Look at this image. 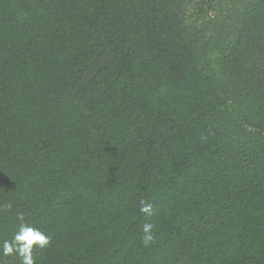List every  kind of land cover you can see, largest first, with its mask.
<instances>
[{
	"label": "trees",
	"instance_id": "obj_1",
	"mask_svg": "<svg viewBox=\"0 0 264 264\" xmlns=\"http://www.w3.org/2000/svg\"><path fill=\"white\" fill-rule=\"evenodd\" d=\"M8 203L36 264H264V0H0Z\"/></svg>",
	"mask_w": 264,
	"mask_h": 264
},
{
	"label": "clouds",
	"instance_id": "obj_2",
	"mask_svg": "<svg viewBox=\"0 0 264 264\" xmlns=\"http://www.w3.org/2000/svg\"><path fill=\"white\" fill-rule=\"evenodd\" d=\"M11 208L12 204L8 203L0 210ZM139 211L151 216L153 213L152 204L141 200ZM16 218L19 223L12 238L0 241V257L18 258L19 264H36L34 249L47 248L51 243L52 237L40 228L27 223L24 213H18ZM153 229L154 224L151 222H146L142 225L143 236L141 240L145 245L154 240Z\"/></svg>",
	"mask_w": 264,
	"mask_h": 264
}]
</instances>
